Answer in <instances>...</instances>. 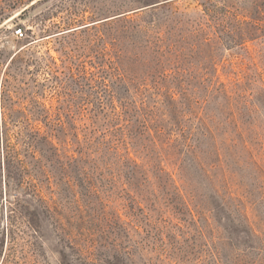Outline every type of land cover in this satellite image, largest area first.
<instances>
[{"label": "rangeland", "instance_id": "374dc122", "mask_svg": "<svg viewBox=\"0 0 264 264\" xmlns=\"http://www.w3.org/2000/svg\"><path fill=\"white\" fill-rule=\"evenodd\" d=\"M121 259L264 264V0H0V264Z\"/></svg>", "mask_w": 264, "mask_h": 264}, {"label": "trees", "instance_id": "16d2710c", "mask_svg": "<svg viewBox=\"0 0 264 264\" xmlns=\"http://www.w3.org/2000/svg\"><path fill=\"white\" fill-rule=\"evenodd\" d=\"M24 12H25V10L23 12H21L20 14H23ZM214 207H215L216 214H217L218 218L220 219V221L224 222L228 226V228H230V231H231V234L233 236L234 241H236V242L245 241L246 236L240 237V234H242V233L248 234V231L246 229H240L236 225H231L228 223V221H227L228 216H227L226 212L224 211L223 204L221 203L220 199H218V198L214 199ZM121 263L127 264L126 262H124V260L122 261V259H121Z\"/></svg>", "mask_w": 264, "mask_h": 264}, {"label": "water", "instance_id": "95a60500", "mask_svg": "<svg viewBox=\"0 0 264 264\" xmlns=\"http://www.w3.org/2000/svg\"><path fill=\"white\" fill-rule=\"evenodd\" d=\"M96 23H97V21H92V22L87 23V24H83V25L67 28V29H64V30L58 32L57 34H66V33H69V32H72V31H75V30H78V29H82V28L88 27L90 25H94Z\"/></svg>", "mask_w": 264, "mask_h": 264}, {"label": "built area", "instance_id": "2783aa9c", "mask_svg": "<svg viewBox=\"0 0 264 264\" xmlns=\"http://www.w3.org/2000/svg\"><path fill=\"white\" fill-rule=\"evenodd\" d=\"M15 32H16L17 37H24L25 36V31H24V28H22V27L17 28Z\"/></svg>", "mask_w": 264, "mask_h": 264}]
</instances>
